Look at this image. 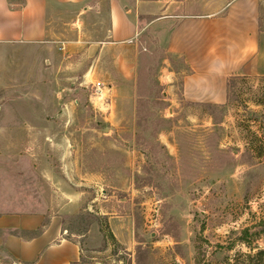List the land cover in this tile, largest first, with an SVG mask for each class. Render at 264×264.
<instances>
[{
	"label": "rangeland",
	"instance_id": "374dc122",
	"mask_svg": "<svg viewBox=\"0 0 264 264\" xmlns=\"http://www.w3.org/2000/svg\"><path fill=\"white\" fill-rule=\"evenodd\" d=\"M109 1L82 0L50 9L46 40L58 52V78L53 88L48 82L40 92L47 100L59 98V115L31 121L41 127L33 132L42 134L0 133V173L17 171L32 181L26 157L36 158L34 149L40 147L46 158L69 160L61 164L66 174L61 188L73 197L63 194L61 203L77 197L81 202L63 216L66 234L82 249L78 264H264V132H255L258 124L248 122L261 118L264 123V80L230 79V104L199 106L204 121L212 117L211 125L197 126L189 118L188 110L196 105H173L172 115L160 79L166 49L152 26L155 17L142 16L149 27L141 38L136 115L105 120L92 98L98 79L85 74L108 35ZM133 1L157 6L159 12L171 5L169 11L178 13L226 3ZM172 61L183 69L179 59ZM4 67L13 70L11 62L0 63ZM174 82L172 94L179 101L181 77ZM36 84L32 96L39 93ZM27 91L14 95L25 97ZM6 96L0 88V100ZM40 136L43 146L37 142ZM6 156H24L25 164L16 170L6 165ZM88 172L92 175L86 177Z\"/></svg>",
	"mask_w": 264,
	"mask_h": 264
},
{
	"label": "crops",
	"instance_id": "0c3cea01",
	"mask_svg": "<svg viewBox=\"0 0 264 264\" xmlns=\"http://www.w3.org/2000/svg\"><path fill=\"white\" fill-rule=\"evenodd\" d=\"M81 1L0 0V63L11 62L13 66V70L0 68V88L8 94L0 100V133L42 134L45 132H33L41 127L31 121L44 122L59 115V98L47 100L41 95L48 82L53 88L58 78V52L46 40L50 9ZM132 1H109L108 35L96 48L92 69L85 74L104 84L101 97L92 98L105 120L136 115L138 71L144 55L141 38L149 27L142 16L155 17L152 26L166 49L167 64L160 79L167 89L164 99L171 102L168 111L172 115L176 113L173 105H196L195 110H188L189 118L197 126L211 125L212 117L204 121L206 113L199 106L230 104V79L264 80V0H226L221 5L204 4L198 11L181 13L169 11L171 5L159 12L157 6L145 7ZM209 8L213 12H208ZM172 59H179L183 69L174 68ZM178 76L182 87L179 101L172 94ZM34 80L37 98L32 96ZM18 83L20 87H16ZM20 90H28V95H14ZM248 122L258 124L260 129L255 132H264L261 118ZM37 142L43 146V136ZM168 145L173 148V144ZM36 149V158L25 154L34 175L32 181L21 179L17 171L10 174L5 169L0 173V264H78L82 249L66 234L63 216L74 213L81 202L77 197L74 203H61L63 194L73 197L61 188L66 176L61 164L65 167L69 160L46 158L41 147ZM3 159L6 165L18 167L16 170L25 164L24 156Z\"/></svg>",
	"mask_w": 264,
	"mask_h": 264
},
{
	"label": "built area",
	"instance_id": "2783aa9c",
	"mask_svg": "<svg viewBox=\"0 0 264 264\" xmlns=\"http://www.w3.org/2000/svg\"><path fill=\"white\" fill-rule=\"evenodd\" d=\"M104 87V84L101 81L96 82V91H97V96L102 95V88Z\"/></svg>",
	"mask_w": 264,
	"mask_h": 264
},
{
	"label": "trees",
	"instance_id": "16d2710c",
	"mask_svg": "<svg viewBox=\"0 0 264 264\" xmlns=\"http://www.w3.org/2000/svg\"><path fill=\"white\" fill-rule=\"evenodd\" d=\"M110 234V233H109ZM105 237L107 236V235H104Z\"/></svg>",
	"mask_w": 264,
	"mask_h": 264
}]
</instances>
